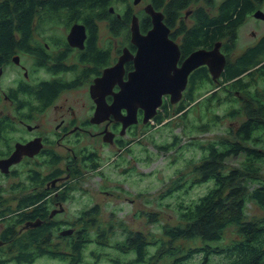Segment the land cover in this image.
<instances>
[{
    "label": "trees",
    "instance_id": "obj_1",
    "mask_svg": "<svg viewBox=\"0 0 264 264\" xmlns=\"http://www.w3.org/2000/svg\"><path fill=\"white\" fill-rule=\"evenodd\" d=\"M125 1L0 0V60L5 56L7 58L15 47L30 51L26 44L37 15L40 18L49 14L55 17L64 14L66 22L81 20L88 29V47L93 49L97 36L94 20L107 21L114 36L127 29L131 18V12L126 9L128 5L121 12L120 18H117L114 7V4ZM197 1L199 0H151L150 3L156 10L164 9V22L171 28L179 14ZM261 1L225 0L211 15L200 8L194 10L190 16L192 26L185 29L181 22L180 31L177 32L184 35L180 49L182 56L200 48L213 47L219 41L224 51L229 52L235 47L236 33L244 18ZM111 7L114 13H110ZM14 33H19L18 40H15ZM99 58L100 62H105L103 53H99ZM220 80L222 90L212 92L205 99L195 98L201 85L215 82L205 66L198 67L191 73L187 90L174 110V113H180L179 118L185 119L191 103H199L203 110L209 112L212 101L216 99L222 103H231L227 114L231 119L244 116L238 126L230 130L229 136L232 139L220 138L206 145L197 144L202 149V155L199 164L195 166V183L211 182V185L190 204L178 203V222L174 225L163 224L161 238L151 236L152 239L147 242L141 232H129L121 242L112 243L104 231L100 230L96 241L102 248L113 247L120 256H125L130 250L133 252V257L129 259L108 257L114 264H188V260L199 253L200 264L213 263L214 256L224 259L217 264H264V217L248 218L246 213L248 203L264 210V35L235 58L227 59ZM40 87L42 89L36 91L34 96L42 104L39 108L42 109L45 107V99L52 96L48 94H52L56 88L44 83ZM219 93L223 94V98L218 97ZM239 101L240 104L237 105ZM172 113L169 112V104L165 102L153 119L160 123L165 117L172 116ZM218 119L219 115L213 112L210 120L197 128L206 130L209 124L213 125ZM156 147L164 148L161 145ZM240 156L243 159L239 166L227 170V159ZM97 167V164L92 165L94 169ZM179 188L180 185L176 184L169 194ZM42 196L44 195L37 192L20 198L17 205L19 214L12 215L1 235L4 249L0 254V264H32L41 257L59 258L66 264L82 263L83 248L90 242L87 228L79 229L66 237L57 236L62 240L67 239L60 248L53 240L55 232L57 235V231L61 229L48 218L49 210L46 205H36ZM30 206L32 208L29 210ZM36 219L42 222L26 231L17 232L18 224L26 221L36 223ZM230 227L234 228L236 237L223 243ZM180 242L187 243L184 245ZM189 242L192 244H188ZM147 246L154 250L148 251Z\"/></svg>",
    "mask_w": 264,
    "mask_h": 264
},
{
    "label": "rangeland",
    "instance_id": "obj_2",
    "mask_svg": "<svg viewBox=\"0 0 264 264\" xmlns=\"http://www.w3.org/2000/svg\"><path fill=\"white\" fill-rule=\"evenodd\" d=\"M126 4H129L137 13L142 8L144 1L138 5H133L132 0L114 4L115 11L121 13ZM259 9L264 12V0ZM59 15L58 18L52 14L46 17L41 16L37 22L36 34L40 37H63L67 32L64 26L70 21L66 22L64 14ZM47 26H50L49 29ZM98 28L101 47H112L113 54L120 47V44L126 42L125 33H120L114 37L110 34L105 23H99ZM251 31H254V36ZM263 32L264 21H255L252 15H248L237 30L235 48L227 59L238 56L243 48L254 44ZM19 56L21 63L29 69L30 80L34 79L35 75L30 74V58L21 53ZM38 75H42V73H38ZM12 78L23 79V73L13 64H9L5 67V75L2 77L3 83L8 84ZM220 81L218 79L217 82L211 84L206 82L203 86L201 85L195 98L205 99L210 97L212 92L222 90ZM86 92L82 90L76 93L67 92L56 101V107L50 108L42 116L39 115L30 124L35 125L38 124V121H42V131L52 138L49 130L55 124L56 115L60 113L57 106L63 102L74 104L79 110L78 114L82 117L88 111L89 102ZM218 97L223 98V94L219 93ZM82 101L85 105L81 103ZM179 101L176 104H169V112H173L170 114L172 116L165 117L160 123H156L152 118L147 123H139L132 129V133L128 132L124 139L131 141V143L126 147L120 149L106 146L105 143L93 139L91 148L94 147L97 151L96 162L99 165L97 169L86 168L88 161L85 157L81 158V162L79 159L75 162V165L79 166L78 168L75 165L71 167L73 176H70L68 186L74 190L69 192V200L63 203V212L54 219L67 220L74 224L72 226L78 230L87 228L86 232L90 242L83 248L82 263L80 264H114L108 258L113 256L124 257L125 259L132 258L133 252L131 250L127 251L125 256H120L113 247L103 246L102 248L96 241L98 240V232L104 231L112 243L121 242L129 232H141L147 242L152 239L151 236L161 238V226L163 224L174 225L178 222V203L190 204L211 185V182L195 183L197 179L195 166L199 164L202 155V149L197 144L206 145L220 138L232 139L229 136L230 130L235 129L240 120L244 119V116L231 119L227 115L231 103H222L214 99L209 112L203 110L199 103H191L187 108L189 112L187 111L186 118L181 119L179 112L174 113L180 103ZM239 104L240 101L237 105ZM56 108L57 112L55 111ZM213 112L219 115V119L212 123L213 125L209 124L206 130L198 129L197 126L210 120ZM156 145L164 146V148H157ZM256 146L259 147V145ZM77 147L80 145L77 144ZM0 148H2V144H0ZM242 159V156L228 158L226 161L227 170L238 167ZM262 175L264 176V170ZM11 181H15V179L11 177L2 179L0 177V185L3 187L0 190V208H4L3 212L6 214L0 221V230L3 224H7L9 221L8 215H12L10 211L14 210L19 197L25 193L21 190L10 189ZM176 184L180 185L179 190L169 194V191ZM246 213L248 218L264 217V210L253 203L247 204ZM235 237L234 228L230 227L223 243H227ZM66 242L67 239L57 238L55 232L53 243H58L59 247L62 248ZM180 243L185 245L187 242ZM188 244L192 243L189 242ZM3 247L0 249V254L4 249ZM147 248L148 251L154 250L150 246ZM117 259L121 261L119 263H122L121 259ZM200 259L201 254H195L188 260V264H200ZM222 261L224 259L214 256L211 264ZM32 264L66 263L59 258L41 257Z\"/></svg>",
    "mask_w": 264,
    "mask_h": 264
},
{
    "label": "flooded vegetation",
    "instance_id": "obj_3",
    "mask_svg": "<svg viewBox=\"0 0 264 264\" xmlns=\"http://www.w3.org/2000/svg\"><path fill=\"white\" fill-rule=\"evenodd\" d=\"M133 1L134 0H132L133 5H138L141 1H144L142 8L140 11H137V13L134 12L133 8L129 4H126V6L128 5L126 9L131 12L130 22L133 15H135L138 20L140 32L144 34L152 27L151 18L144 10L148 4L151 5V0H140L136 4ZM224 1L225 0H199L191 4L182 11V14H179L171 28L168 27L164 22V9H155L156 11L161 12L163 15V22L169 28L168 37L179 47L180 55L176 63L177 67H180L185 58L189 55L182 56L180 50L183 45L184 35L182 33L177 34V32L180 31L179 29L181 28V22L183 25H185V29H187L193 24L190 16L194 10L196 11L200 8L211 15L217 11L219 5ZM164 2H166V0H164ZM262 3L263 0L257 4L258 6H256L254 10L259 9V6ZM114 12V10L110 11V13ZM253 12H251L250 15H252ZM116 14L117 18H120L121 13L116 12ZM146 19H148V21L145 22ZM245 19L246 18H244V20ZM38 20L39 17L37 15L31 27L32 32L30 33V38L26 44L30 51L28 52L15 47L7 58L5 56L0 60V144H2V148H0V161L8 162V164L0 163V177L2 179H7L9 177L15 179V181L10 182L9 187L14 191L21 190V192H25L21 197L27 195L28 193L39 192L43 194L44 196H42V199L36 205H46L49 210L48 218L56 222L59 230L61 229L60 231H57V236L60 237V235H64L66 237L68 234H63L62 232L71 229L74 233L78 229L72 226L74 224L67 220H56L54 218L63 212V203L69 200V192L73 191V189L68 186L71 178L70 176H73L71 167L75 165V162L78 159L81 162V158L83 157H85L88 161L86 168H92L93 164L98 165V163L95 161V159H97V151L94 149V147L91 148L93 139L105 143L106 146L121 149L131 143V141H126L124 136H126L128 132L132 133V129H134L139 123H144L142 121L143 110L140 107H138L136 110L137 122L126 126L124 130H122V119L128 114L129 110L132 111L130 108L127 109L126 107H122L117 110L116 108L112 107L113 110L107 114L108 116L106 118L99 120L101 117H93L96 110V101L91 95V85L95 83L96 79L102 77L107 69L114 67L115 65L118 67L117 63L123 53L124 48L128 50L131 56L135 55L137 48L130 40V22L127 29L123 30L122 32L126 35V42L120 44V47L117 48L115 50V54H113L112 47H101L98 32L94 39L93 49L88 47V29L87 26L82 22H69V25L67 24L64 26L67 29V32H65L63 37L58 38L38 36L35 32ZM254 20L260 21L261 19L254 18ZM99 23H105L109 29L107 21L94 20L96 28H98ZM73 24H81L84 26L85 38L81 47L77 45H71L67 40V36ZM49 27L50 26H47V29H49ZM251 34L254 36V31H251ZM13 35L15 40L19 39V33H14ZM263 35L264 32L258 36L254 44H256ZM236 39L237 33L235 37V45ZM211 48L212 47L203 49ZM234 48L226 53L221 43L219 50L225 56L226 61L233 52ZM245 48H243L240 53L244 52ZM19 53L30 58V74L32 76L35 75L34 79L30 80L29 69L26 65L24 66L21 63ZM99 53L104 54L105 62H100ZM9 64H13L17 69L22 71L23 79L12 78L8 84H4L2 77L5 75V67ZM134 69V61L129 59L123 62L120 73L114 71V82L111 88L108 89V91L105 88L99 91L100 94L104 95V101L107 105L112 106L114 103L115 95L121 89L119 81H127L129 73H131ZM196 69L197 68L189 73L181 98L183 97L184 92L187 90L191 73ZM38 73H42V75L37 76ZM209 76L211 77L210 74ZM220 77L221 74L217 80L220 79ZM42 83L53 85L56 89L52 94H48L52 96H48L44 101L45 103L42 102L44 103L43 105L45 107L39 109L42 104L39 103L34 94L36 95L35 92L42 89L40 87ZM79 90L84 92L87 91V100L89 102L87 113L80 117L78 114L79 110L74 104H70L69 102H63L59 104L57 107H59L60 111L58 112L60 113L56 115L54 119L55 124L49 130L52 138L42 131V121H38V124L35 125L30 124L39 115L42 116L50 108L56 107V101L62 95L66 94L67 92L76 93ZM170 95L171 94L163 95V100L161 105L157 108V113L158 111L162 110V106L165 104V102L166 104H170ZM122 99L120 98L118 101L116 100V104L119 102H125H122ZM131 101L132 100L127 101V104L131 105L130 107L132 108L133 101ZM81 103L85 105L83 101ZM55 111L57 112V108ZM157 113L155 115H157ZM105 131L112 135L111 141L104 140ZM77 144H79L80 147H77ZM93 157L95 159H93ZM75 166L76 168L79 167L78 165ZM37 177L39 178L37 179ZM1 188L3 187L0 185V190ZM21 197H19L17 200L14 210H11L12 215L19 214L20 210H17V205ZM31 208L32 206L28 207L29 210ZM3 209L0 208V213H2V216H0V221H2L3 217L5 216ZM53 212L55 213L52 214ZM12 215H8V218L10 217L9 219H11ZM35 222L39 224L42 221L36 219ZM32 223L33 221H26L24 224H18L16 226V230H18L17 232L20 233L33 227ZM5 229L6 224L4 223L2 229L0 230V247L3 246L1 235Z\"/></svg>",
    "mask_w": 264,
    "mask_h": 264
},
{
    "label": "water",
    "instance_id": "obj_4",
    "mask_svg": "<svg viewBox=\"0 0 264 264\" xmlns=\"http://www.w3.org/2000/svg\"><path fill=\"white\" fill-rule=\"evenodd\" d=\"M139 1L134 0L133 2L136 4ZM144 10L149 14L152 24V27L146 33L143 34L140 32L138 20L135 15H133L130 22V40L137 48L135 55L131 56L128 50L124 48L117 63L118 67L115 65L107 69L103 76L96 79L95 83L91 85V95L96 101L94 118L101 117L99 120L106 118L108 116L107 114L113 110L112 107L117 110L122 107L132 109L122 119V130L126 126L137 122L136 110L138 107L142 108L143 122L146 123L157 113V108L162 103L163 95L171 94L169 97L170 104L178 103L185 89L188 75L195 68L205 65L208 68L211 78L216 81L226 63L225 56L219 50L221 45L219 41L211 49L201 48L194 50L185 58L182 65L177 67L176 63L180 55L179 47L168 37L169 28L163 22L162 13L156 11L150 4ZM110 11H113L112 7ZM252 16L256 19L264 20V12L260 9L254 10ZM84 38V26L81 24H73L67 36L69 43L81 47ZM129 59L134 61L135 69L129 73L127 81H119L121 89L115 95V101L123 98L122 102H125L116 104L114 101L112 106L107 105L104 101V95L100 94L99 91L104 88L108 91L111 88L114 82V71L120 73L123 62ZM146 85H150L152 93L148 94L145 92L147 90L145 88ZM128 98L133 101H131L132 108L130 107L131 105L127 104V101H129ZM111 139L112 135L105 131L104 140L111 141ZM0 163L8 164L6 161H0ZM37 224L32 223L33 226ZM62 233L71 234L72 230H66Z\"/></svg>",
    "mask_w": 264,
    "mask_h": 264
},
{
    "label": "bare ground",
    "instance_id": "obj_5",
    "mask_svg": "<svg viewBox=\"0 0 264 264\" xmlns=\"http://www.w3.org/2000/svg\"><path fill=\"white\" fill-rule=\"evenodd\" d=\"M167 49V48H166ZM169 51V50H168ZM172 51V50H171ZM147 90H145V92L146 93H148V94H150V93H152V90H151V87H150V85H146V87H145Z\"/></svg>",
    "mask_w": 264,
    "mask_h": 264
}]
</instances>
